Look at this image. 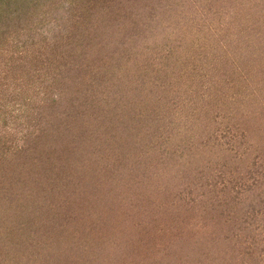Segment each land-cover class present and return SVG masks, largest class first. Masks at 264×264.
<instances>
[{
  "label": "rangeland",
  "instance_id": "obj_1",
  "mask_svg": "<svg viewBox=\"0 0 264 264\" xmlns=\"http://www.w3.org/2000/svg\"><path fill=\"white\" fill-rule=\"evenodd\" d=\"M32 1L40 44L0 0V264H264V0Z\"/></svg>",
  "mask_w": 264,
  "mask_h": 264
},
{
  "label": "trees",
  "instance_id": "obj_2",
  "mask_svg": "<svg viewBox=\"0 0 264 264\" xmlns=\"http://www.w3.org/2000/svg\"><path fill=\"white\" fill-rule=\"evenodd\" d=\"M6 3H9L10 5H14V12H15V16H16V18L17 17H21L23 14H25L24 12L25 11H23V10H25V9H28V6H29V8H31V7H34V6H32V5H34L33 3H31L30 4V2L32 1V0H4ZM33 2V1H32ZM29 4V5H28ZM31 5V6H30ZM18 13H17V12ZM114 12H117V11H113V13ZM29 15H27V14H25V15H23V16H26V17H23L26 21H31V23L30 24H33L34 26H31V28H35V29H32V32H35L36 31V34L35 35H37V41H38V44H40V42H42V41H45L44 40V38H43V36L48 40V38H49V36H50V34H48L49 33V29H42L40 26H39V21L37 20V19H35V17L34 18H32V19H29V17H32L33 15H35V12H30V13H28ZM1 19V18H0ZM45 20V19H44ZM38 21V22H37ZM62 29V28H61ZM28 30H30V26H29V28L27 29V31ZM66 30V28H63L62 29V31L60 30H58L59 32H61V35H60V33H58L60 36H62V37H64V31ZM57 34V35H58ZM52 35V34H51ZM44 89V88H43ZM52 89V88H51ZM46 90V89H45ZM45 90H39V94L41 95V97H40V101L41 102H45V104L46 105H49V104H53L54 106L55 105H59L60 107H62L63 106V102H61V101H58V99H59V97L61 96V93H59L57 90H56V93L53 95V96H51V95H49V93H46L45 92ZM53 91V90H52ZM51 91V92H52ZM50 92V93H51ZM49 95V96H48ZM76 101V104H79L78 103V101H79V97L76 95V96H73V97H71V98H69V99H66L65 101L67 102V106L68 107H70L71 105H72V107L74 108V106L75 105H73V101ZM61 104V105H60ZM62 115H64V114H62ZM68 115V114H67ZM6 127H8V124H6ZM4 130H6V128H4ZM41 131V130H40ZM42 134V133H41ZM82 138L84 139L85 138V136H84V133L82 132H80L79 133V139L78 140H82ZM50 140V139H49ZM46 142H49L48 140H46ZM34 146H36V145H34ZM30 147H32V145H28V146H26L25 148H23L22 149V151H26V150H28V149H30ZM74 150H72V152H73ZM16 152H13V154H15ZM42 153H45V150L42 152ZM0 156H3V155H0ZM46 156V155H45ZM19 159H20V157H19ZM21 159H24V156L21 158ZM31 159V158H30ZM81 159V158H80ZM38 161H40L39 160V158H38V160H37V162ZM77 164H82V161H78L77 162ZM53 165V164H52ZM82 166V165H81ZM85 167V169H87V165L86 166H84ZM89 170H85V171H82V172H88ZM81 172V173H82ZM53 176V175H52ZM19 184H21L22 182L21 181H17ZM12 190V189H11ZM6 194V193H5ZM7 195V194H6Z\"/></svg>",
  "mask_w": 264,
  "mask_h": 264
}]
</instances>
